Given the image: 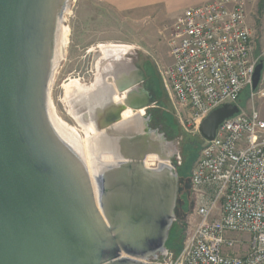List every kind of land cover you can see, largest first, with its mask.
Listing matches in <instances>:
<instances>
[{
  "label": "water",
  "instance_id": "95a60500",
  "mask_svg": "<svg viewBox=\"0 0 264 264\" xmlns=\"http://www.w3.org/2000/svg\"><path fill=\"white\" fill-rule=\"evenodd\" d=\"M66 6L0 0V264H147L166 249L175 220L178 152L149 128L150 116L136 114L126 120L128 131L114 136L113 160L101 163L93 186L48 108ZM263 66L254 68L252 90ZM142 95L144 103L130 99L129 106L150 105ZM238 111L232 103L215 108L199 134L214 139ZM149 154L157 156L154 167L145 164Z\"/></svg>",
  "mask_w": 264,
  "mask_h": 264
},
{
  "label": "built area",
  "instance_id": "2783aa9c",
  "mask_svg": "<svg viewBox=\"0 0 264 264\" xmlns=\"http://www.w3.org/2000/svg\"><path fill=\"white\" fill-rule=\"evenodd\" d=\"M254 1L209 0L170 27L171 62L158 75L182 126L198 128L226 103L239 111L203 141L189 177L194 220L180 249H165L153 264H264V66L252 90L260 60L247 23Z\"/></svg>",
  "mask_w": 264,
  "mask_h": 264
},
{
  "label": "rangeland",
  "instance_id": "374dc122",
  "mask_svg": "<svg viewBox=\"0 0 264 264\" xmlns=\"http://www.w3.org/2000/svg\"><path fill=\"white\" fill-rule=\"evenodd\" d=\"M258 2L259 0H255L250 5L251 8L250 6L247 7L249 25L255 29V33L253 32L254 40L257 27L255 23H252L259 16ZM171 17L164 15L160 7L119 14L97 4L95 0H67V6L62 14L57 54L48 89V108L51 116L62 119L70 126L78 129L77 131L80 132L79 135L82 138L85 137L82 128L70 113L71 108H74L71 106L74 103L72 88L75 79L76 84L86 87H97L100 84L109 88L113 87L116 95L121 97L122 90L117 84L119 81L125 80L124 72L133 70L135 81L132 80L131 85L146 91L147 82L143 83L142 60L147 59L151 62L157 72V77H159L158 67L166 66L171 62L170 42L172 36L170 27L175 21ZM66 31L67 33H65ZM63 39H66L65 42ZM108 45L109 47L104 50L103 48ZM259 54V47L254 45V57H259V60L261 59L264 64V52L261 56ZM161 87L165 96L158 103L151 100L150 105L160 106L158 109L154 108L157 110L154 112V116L159 115L164 120L163 115L165 114L169 120L168 123L172 126L168 129V136L163 133V128L150 124L154 123L153 120L148 122V126L151 129H158L159 133H163L167 140L173 143L178 156L181 158V164L178 168L181 179L175 208V220L171 225L166 241V250L176 252L180 249L183 235L194 220L189 177L204 139L194 126L187 128L182 126L172 109L162 83ZM249 94L248 89L242 92L241 101L239 100L242 105L248 101ZM69 107L71 108L69 109ZM142 109L144 110L143 118L147 119L150 115L147 113V109ZM150 161L154 163L150 165L151 167L156 166V159ZM243 237L246 238L247 236L244 235ZM151 259L149 258L145 262L153 264Z\"/></svg>",
  "mask_w": 264,
  "mask_h": 264
},
{
  "label": "bare ground",
  "instance_id": "6f19581e",
  "mask_svg": "<svg viewBox=\"0 0 264 264\" xmlns=\"http://www.w3.org/2000/svg\"><path fill=\"white\" fill-rule=\"evenodd\" d=\"M65 33H67V31ZM64 40L66 39H63V41ZM108 47L109 45L103 49L106 50ZM112 47L115 48L113 45ZM127 72H124L125 75L123 77L129 81V84L125 83V80L119 81L117 84L119 89L122 90L121 97L116 95V91L113 87L109 88L101 84L97 87H86L76 84V79L73 80V82H75L74 87L72 88V98L74 103L71 107L74 108L69 107V109L71 108V116H73L74 120L80 125L85 137L82 138L79 135L80 132L77 131L78 129L70 126L62 119L55 116L52 117V121L58 134L70 143L83 157L87 166L88 174L93 182V186L94 177L102 168L101 163L111 162L113 160L112 152H114V136L119 132H123L122 130L128 131L130 124H126V120L132 116L135 117L136 114H142L144 111L142 109L143 106H141L140 109L136 108L137 110H135L131 108L127 102L130 99L135 101L133 97L128 96L130 92H132L130 90H133L131 89V84L135 81V75L134 72ZM111 91L113 92L112 95ZM136 103H144V100H136ZM115 119L119 120L112 123L111 121ZM108 124L109 126L107 127ZM136 128H138V125L135 126V129ZM147 158L145 164L149 167L154 164L151 163L150 160H157L156 154H149Z\"/></svg>",
  "mask_w": 264,
  "mask_h": 264
},
{
  "label": "crops",
  "instance_id": "0c3cea01",
  "mask_svg": "<svg viewBox=\"0 0 264 264\" xmlns=\"http://www.w3.org/2000/svg\"><path fill=\"white\" fill-rule=\"evenodd\" d=\"M97 4L108 8L113 13L123 14L125 12L141 10V9H153L160 7L164 15L172 16L171 18L176 19L186 8L200 5L209 0H95ZM252 6H250L251 8ZM259 13V12H258ZM249 13H247V23L249 25L250 19L248 21ZM256 24L257 33L255 40L253 39V29L252 25H249L251 29V40L252 44L254 42L255 47H259L260 56L264 52V8L259 13L257 20H254L252 24ZM253 45V48H254ZM257 45V46H256Z\"/></svg>",
  "mask_w": 264,
  "mask_h": 264
},
{
  "label": "flooded vegetation",
  "instance_id": "af4514ba",
  "mask_svg": "<svg viewBox=\"0 0 264 264\" xmlns=\"http://www.w3.org/2000/svg\"><path fill=\"white\" fill-rule=\"evenodd\" d=\"M149 65H151V62H149V60H147V59H143L142 60V63H141V69H142V72H143V83L144 82H147V77L145 76L146 74H145V70H144V67L146 68V67H149ZM127 70V69H126ZM158 71V70H157ZM129 72H133V70L132 71H128V73ZM157 73V72H156ZM125 83H128L129 84V81H127V79H125ZM128 86V85H127ZM131 87H132V85H131ZM145 88H146V86H145ZM131 89H133V90H130V91H132V93L134 94V95H132L131 97H133L134 99H135V101L136 100H140V101H143V99H144V97H143V93H146V95H147V97H148V100H149V102L151 101V100H153V96H152V94H151V92L148 90V88H146V91L143 89V88H140L139 87V91L138 90H136L137 88L135 87V86H133V88H131ZM129 92V91H128ZM144 109H147V113L150 115V121H154V123H150V124H155V125H157V127H161V128H163V133L165 134V135H167L168 136V129H170V127L169 126H167V124L165 123V121L161 118V116H159V115H155L154 116V112H157V110H154V108L156 109H158V108H160V106L159 107H154V106H151V105H147V106H145V107H143ZM159 113H160V111H159ZM160 130H162V129H160ZM181 158L179 157V156H177V158H176V160H175V164H176V167H177V170H178V168H179V165L181 164V160H180Z\"/></svg>",
  "mask_w": 264,
  "mask_h": 264
},
{
  "label": "trees",
  "instance_id": "16d2710c",
  "mask_svg": "<svg viewBox=\"0 0 264 264\" xmlns=\"http://www.w3.org/2000/svg\"><path fill=\"white\" fill-rule=\"evenodd\" d=\"M264 8V0H259L258 2V11L259 13L263 10ZM260 61H262L260 59ZM145 70V76L147 77V88L148 90L151 92L152 96H153V101H156L157 103L160 102V100L165 96L162 87H161V82L159 80V77H157L156 75V70H154V67L152 65H149V67H144ZM240 100V99H239ZM241 101V100H240ZM163 115V114H162ZM164 121L167 124V126H169L171 128V124L168 123V118L167 116L164 114ZM179 172V169H178ZM179 174V184H180V173ZM179 191V189H178Z\"/></svg>",
  "mask_w": 264,
  "mask_h": 264
}]
</instances>
